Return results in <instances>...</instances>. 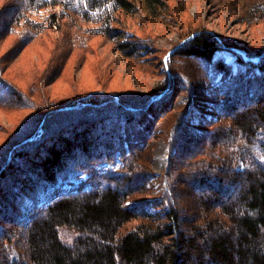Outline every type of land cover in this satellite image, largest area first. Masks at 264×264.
<instances>
[{"label": "trees", "instance_id": "obj_1", "mask_svg": "<svg viewBox=\"0 0 264 264\" xmlns=\"http://www.w3.org/2000/svg\"><path fill=\"white\" fill-rule=\"evenodd\" d=\"M222 2L241 22L264 24V0ZM17 5L23 12L1 34L21 35L18 49L51 31L72 47L84 29L88 41L79 40L77 48L103 37L139 72L152 43L123 35L124 19L143 14L168 25L174 15L165 0H88L89 11L74 0H4L1 13ZM78 21L94 26L82 29ZM181 41L164 66V85L59 100L47 97L40 74L31 86L18 84L12 62L0 58V109L26 115L11 133L1 130L0 264H264V49L200 27ZM199 74L211 84L213 101L194 126ZM176 89L189 99L172 112ZM164 131L168 170L148 198L153 140ZM78 170L85 176L74 190L28 209L47 186ZM62 228L78 233L70 244Z\"/></svg>", "mask_w": 264, "mask_h": 264}, {"label": "rangeland", "instance_id": "obj_2", "mask_svg": "<svg viewBox=\"0 0 264 264\" xmlns=\"http://www.w3.org/2000/svg\"><path fill=\"white\" fill-rule=\"evenodd\" d=\"M165 2L174 13L168 25L158 22V24H154L152 21H147L143 14H137L124 19L121 26L120 30L123 35L126 33L128 36L151 40L152 50L143 53L145 70H141V72L137 71L119 51L115 50L113 44L103 37L94 38L92 47L87 42L83 49L77 48L79 40L88 41L90 33L85 32L83 27L90 29L94 26L93 23L85 24L78 21L83 32L74 39L72 47L62 42L64 35L51 31L48 32L47 37L41 36L33 43L27 44L25 48L18 49V43L23 40L21 35L9 37L7 34L2 35L1 33L7 29V25L11 27L18 11L23 12L18 9L19 5L7 13H1L0 10V58L5 64L7 59L12 62L10 75L15 78L18 84L25 82L26 86H31L40 74L44 81L43 89L47 90V97L59 100L79 97L90 91H111L112 89L149 91L161 81L164 85L167 75L163 71L170 59V57L168 58L170 50L180 44L182 37L198 27L205 28L218 37L231 40L233 44L264 49V24L251 27L241 22L237 10L236 12L232 11L223 4L222 0H165ZM87 3L88 0H74L75 6L81 11H89ZM3 4L4 0H0V9ZM55 9L59 11V8ZM44 14L38 16V20L42 21ZM92 14L94 13L92 12ZM67 16L74 19L79 18L71 13ZM63 22L65 27H68L72 21L67 19ZM74 25L72 26L74 32L71 28H64L62 31L66 34L70 32L79 33L76 24ZM19 29L21 26L16 29L17 34L20 33ZM148 33H151V36ZM12 45H16L13 51H11ZM229 60L230 57L227 58V61ZM169 71L172 73L170 67ZM19 72L24 73V76H19ZM5 76L9 77L7 70ZM48 77L52 79V82L45 88V79ZM49 79L46 80L47 84ZM182 88L180 87V90ZM211 91L212 86L208 80L203 75H197L194 92V102L197 106L194 112L195 119L192 122L194 126H196L198 112L203 110L205 105H208L206 107L208 110L213 101ZM39 92L36 91L34 96L32 95L30 98L33 102L38 100L37 94ZM188 99V93H179L176 89L171 98V103H169L170 107L173 108L172 112L179 111L178 109L188 103ZM76 104L78 105L79 101ZM18 112L20 110L0 109V145L4 137L1 130L7 129L11 133L26 118L25 113L19 114ZM35 137L32 136L29 140ZM168 143V136L165 131L160 132L153 140L151 169L155 176L149 185L148 198L160 190L162 186L160 177L168 170V160L171 156L168 151ZM14 147H11L10 151ZM240 164L241 167H244V163ZM82 175L83 172L79 170L70 172L66 179L50 186L46 192L42 193L43 195L41 194L36 200L29 202V208L33 205H44L57 196L74 190L76 184L84 178L85 175ZM60 234L63 241L68 244L78 235L76 231L68 229H62ZM17 257L16 253L13 252V259Z\"/></svg>", "mask_w": 264, "mask_h": 264}, {"label": "bare ground", "instance_id": "obj_3", "mask_svg": "<svg viewBox=\"0 0 264 264\" xmlns=\"http://www.w3.org/2000/svg\"><path fill=\"white\" fill-rule=\"evenodd\" d=\"M9 159V158H8ZM6 164V163H5ZM104 164V163H103ZM107 164V163H106ZM66 167V166H65ZM69 169V168H68ZM73 169V168H72ZM76 169V168H75ZM81 169V168H80ZM77 170V169H76ZM70 171V170H69ZM85 172V171H84ZM88 172V171H87ZM78 173V172H77ZM80 180V179H79ZM88 180V179H87ZM85 182V181H84ZM88 182V181H87ZM86 182V183H87ZM54 184V183H53ZM81 184H83V183H81ZM83 185H85V184H83ZM88 185V184H87ZM47 188H49L48 186H47ZM55 188V187H54ZM83 188V187H82ZM70 189V188H69ZM77 190V189H76ZM81 190V189H80ZM49 191V190H48ZM83 191V190H82ZM61 192V191H60ZM86 192H89L88 190L86 191ZM40 193V192H39ZM43 193V192H42ZM43 195V194H42ZM41 196V195H40ZM62 196H65V195H62ZM37 197V196H36ZM41 198V197H40ZM31 200V199H30ZM34 200H35V198H34ZM29 201V200H28ZM46 207V206H45ZM28 209H30V208H28ZM27 210V209H26ZM28 217V216H27ZM26 217V218H27ZM29 218V217H28ZM29 221V220H28ZM26 225H27V223H26ZM62 225V224H61ZM65 226V225H64ZM66 227V226H65ZM63 229V228H62ZM59 235V234H58ZM30 260H28V262H29ZM27 264V263H26ZM29 264V263H28Z\"/></svg>", "mask_w": 264, "mask_h": 264}, {"label": "water", "instance_id": "obj_4", "mask_svg": "<svg viewBox=\"0 0 264 264\" xmlns=\"http://www.w3.org/2000/svg\"><path fill=\"white\" fill-rule=\"evenodd\" d=\"M185 41H181V43L179 45H177L173 50H171L169 52V54H171L174 50L178 49L179 47H181V44L183 45Z\"/></svg>", "mask_w": 264, "mask_h": 264}]
</instances>
